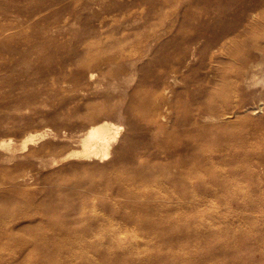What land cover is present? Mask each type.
Masks as SVG:
<instances>
[{"label":"rangeland","instance_id":"rangeland-1","mask_svg":"<svg viewBox=\"0 0 264 264\" xmlns=\"http://www.w3.org/2000/svg\"><path fill=\"white\" fill-rule=\"evenodd\" d=\"M0 264H264V0H0Z\"/></svg>","mask_w":264,"mask_h":264},{"label":"bare ground","instance_id":"bare-ground-1","mask_svg":"<svg viewBox=\"0 0 264 264\" xmlns=\"http://www.w3.org/2000/svg\"><path fill=\"white\" fill-rule=\"evenodd\" d=\"M234 42L231 41L230 44ZM226 47H229L227 44L220 47L219 52L225 53ZM99 142V147L95 144ZM109 142L110 135L107 131L106 125H98L89 131V139L85 142V149L88 152H92L94 155H103L107 156L109 154Z\"/></svg>","mask_w":264,"mask_h":264}]
</instances>
